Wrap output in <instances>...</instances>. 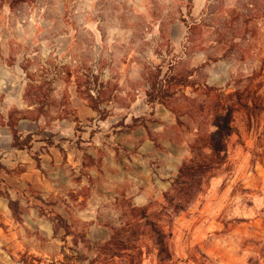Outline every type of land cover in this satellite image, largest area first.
Instances as JSON below:
<instances>
[{
    "label": "rangeland",
    "instance_id": "374dc122",
    "mask_svg": "<svg viewBox=\"0 0 264 264\" xmlns=\"http://www.w3.org/2000/svg\"><path fill=\"white\" fill-rule=\"evenodd\" d=\"M247 1L0 0V115L26 117L35 153L0 125V264H157L146 219L176 264H264V159L242 122L231 171L182 210L164 198L191 156L203 84L230 92L259 69L264 0ZM156 77L193 85L171 80L150 102Z\"/></svg>",
    "mask_w": 264,
    "mask_h": 264
},
{
    "label": "trees",
    "instance_id": "16d2710c",
    "mask_svg": "<svg viewBox=\"0 0 264 264\" xmlns=\"http://www.w3.org/2000/svg\"><path fill=\"white\" fill-rule=\"evenodd\" d=\"M23 0H11L18 2ZM250 4H254L253 0H248ZM248 25V20L244 19L242 25ZM193 26H196L193 25ZM89 77V75H87ZM177 83L183 86L193 85L187 78L164 79L158 81L157 77L149 85L150 96L154 92L159 93L165 84ZM33 85L31 84V87ZM81 83L76 81V90L79 94H85V98L91 102V108L99 111L95 99L89 92V89L82 91ZM202 94L208 97L206 103H200L195 106L198 112L195 117L197 125L193 128V139L188 144V149L191 153L190 157L185 158L177 169L175 177L172 179L170 186L164 192L166 202L172 206L174 211L182 210L189 202L192 201L195 194L201 191L207 184L210 178L218 176L221 172L231 171L232 163L227 155V140L228 137L239 134L238 121L242 122V126L247 132H253L256 138L255 146L261 151H251L253 158L261 157L264 159V57L261 59V64L257 71L252 72L242 86H236L230 92L214 85L203 84L201 87ZM162 92V91H161ZM147 93V94H148ZM160 99V95H153L150 102ZM194 101V100H193ZM193 117V119H194ZM24 116L12 117L11 114L6 116L0 115V125H5L9 128L12 135V144L21 150H26L32 153L31 146L27 140L31 138V134H27L23 139L20 138L17 125ZM142 119V118H140ZM138 119H133V122ZM15 203L9 198V207L14 219H19V211H17ZM130 211L135 216L142 218L147 217L144 207L129 205ZM42 212V208L39 207ZM59 221L63 218L56 214ZM146 224L149 225L152 244L157 250V264H176L169 251L166 234L153 220L146 219ZM66 231V226L63 225ZM68 234V231H66ZM109 241L102 244L101 247L108 245ZM64 258L67 260L68 255L63 252ZM264 257V255H261ZM64 264V263H63ZM66 264V263H65ZM250 264H253L250 259Z\"/></svg>",
    "mask_w": 264,
    "mask_h": 264
},
{
    "label": "crops",
    "instance_id": "0c3cea01",
    "mask_svg": "<svg viewBox=\"0 0 264 264\" xmlns=\"http://www.w3.org/2000/svg\"><path fill=\"white\" fill-rule=\"evenodd\" d=\"M42 178H44V177H43V176L41 177V176L38 175V181L41 182V179H42ZM45 187H46V183L44 182L43 186L38 187L37 190H42L41 188H45Z\"/></svg>",
    "mask_w": 264,
    "mask_h": 264
}]
</instances>
